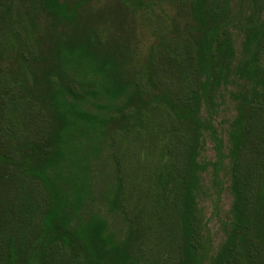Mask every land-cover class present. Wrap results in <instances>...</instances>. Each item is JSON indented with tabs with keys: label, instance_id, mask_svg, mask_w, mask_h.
<instances>
[{
	"label": "rangeland",
	"instance_id": "374dc122",
	"mask_svg": "<svg viewBox=\"0 0 264 264\" xmlns=\"http://www.w3.org/2000/svg\"><path fill=\"white\" fill-rule=\"evenodd\" d=\"M223 5L231 53L220 57L225 77L212 93L211 118L199 103L194 149L193 126L179 117L185 101L200 92L202 15ZM0 17L3 76L14 81L24 110L27 103L34 107L29 118L49 123L60 137L65 157L53 174L66 197L68 224L82 229L101 221L102 256L83 260L68 249L71 264H95L98 256L104 264H179L186 245L185 171L196 179L201 243L208 232L202 264H217L235 223L230 134L239 97L257 96L264 111V0H0ZM242 67H258L262 79L238 75ZM208 122L224 144L221 164ZM245 159L256 190L253 222L232 245L237 264H264L257 225L264 221V162L255 166L250 153Z\"/></svg>",
	"mask_w": 264,
	"mask_h": 264
},
{
	"label": "trees",
	"instance_id": "16d2710c",
	"mask_svg": "<svg viewBox=\"0 0 264 264\" xmlns=\"http://www.w3.org/2000/svg\"><path fill=\"white\" fill-rule=\"evenodd\" d=\"M224 13L223 5L215 8L212 13L202 15L207 19L202 21L196 41L197 69L202 76L200 92H196L192 100L185 101L179 117L183 124L190 123L193 126L194 149L198 144L199 127L202 125L198 118L195 120L199 103L209 111L212 93L218 89L225 77L222 67L219 66L220 57L224 52L231 53L225 40L230 19H226ZM1 16L5 15L2 13ZM4 24L0 17V26ZM0 40L6 43L5 34ZM86 47L84 45L82 49L84 55L88 52ZM3 48L5 45L2 43L1 53ZM259 73L258 67H242L238 71L240 76L253 75L257 79L261 78ZM240 94L242 93L238 95ZM252 94V98L256 96V92L252 91ZM239 99L241 104L230 134L235 223L233 235L229 236L217 256V264H237L232 242L236 236L242 238L253 222L252 204H249L253 201L256 190L248 182L252 163L245 159V155L251 154L255 166L259 161L264 162V111L257 96L256 99L248 100L241 95ZM23 107L21 98L17 97L14 81L10 79L7 82L0 67V264H63V260L71 264L65 257L68 249L74 252L73 255L82 254L83 260L90 253L102 256L97 242L102 230L101 221L89 220L82 229L72 228L68 224L69 216L64 209L67 206L66 197L58 189L56 174H53L54 168L65 157L58 133L49 123L46 127L44 121L34 123L29 118V111H33L34 107L28 103L26 110ZM208 114L211 118L210 111ZM20 119L23 126L19 123ZM27 119L28 127L25 126ZM206 126L215 140L216 163L221 164L224 156L223 141L214 135L210 122ZM24 134L27 137L25 140ZM249 144L250 151H247ZM29 157H32L31 162H27ZM21 158L24 163H21ZM182 179L183 183L187 180L182 206L183 239L186 245L179 264H202L207 255L208 232L201 243L202 235L194 213V172L185 171ZM176 199L169 204L171 210H175ZM257 225L260 226L261 239L264 242V221ZM99 259L98 256L95 264H104ZM72 261L73 264H80L78 260Z\"/></svg>",
	"mask_w": 264,
	"mask_h": 264
}]
</instances>
